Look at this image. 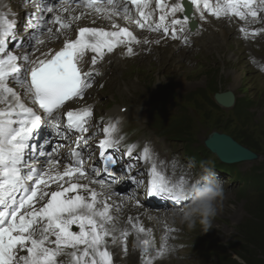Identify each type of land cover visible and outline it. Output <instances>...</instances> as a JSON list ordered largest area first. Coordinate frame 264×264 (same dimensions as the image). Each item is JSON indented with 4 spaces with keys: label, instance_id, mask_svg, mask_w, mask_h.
<instances>
[{
    "label": "snow or ice",
    "instance_id": "snow-or-ice-1",
    "mask_svg": "<svg viewBox=\"0 0 264 264\" xmlns=\"http://www.w3.org/2000/svg\"><path fill=\"white\" fill-rule=\"evenodd\" d=\"M22 6L33 9L25 13L22 31L0 15V264H114L109 245L123 239L127 253L129 235L117 223L124 202L113 201L121 197L114 185L126 179L139 187L143 182L133 173L140 159L150 169L149 194L174 205L186 202L185 186L199 181L167 179L148 163V146L143 157L139 149L126 150L129 160L122 164L121 137L113 135L119 121L92 132L94 108L68 110V103L84 100L107 54L124 48L132 57L133 45L150 43L119 20L189 46L190 33L201 31L208 16L236 18L249 25L239 29L242 36L255 39L264 35V0H24ZM189 9L197 14L191 26ZM86 17L93 24L98 18L109 22L111 30L80 26ZM256 24L261 27H250ZM55 41L60 48L38 47ZM42 128L51 129L55 143L47 137L37 143ZM100 134L105 138L90 144ZM93 147L100 163L85 167L97 155ZM127 224L137 233L147 231L136 217Z\"/></svg>",
    "mask_w": 264,
    "mask_h": 264
},
{
    "label": "rangeland",
    "instance_id": "rangeland-1",
    "mask_svg": "<svg viewBox=\"0 0 264 264\" xmlns=\"http://www.w3.org/2000/svg\"><path fill=\"white\" fill-rule=\"evenodd\" d=\"M202 38L201 51L189 55L190 62L196 61L195 66L189 65L188 62L186 63L188 66L183 70L170 69L164 64L170 57L166 56L164 63H160L158 54H148L144 56L145 60L140 58L128 66L123 65L118 72L115 71L116 73H113L115 75L106 81V86L101 90L99 97L103 102L110 100L109 103L126 105L160 100L162 103L175 106L173 109L175 112L183 110L187 112V119L182 127L185 128L182 137L186 140L195 141L205 147V141L213 133L229 135L240 144H247L258 156L257 163H264V79L248 67L233 38L227 40L224 49L219 46L225 39ZM263 49L264 44L259 51ZM195 50L194 48L193 52ZM261 55H264V51ZM181 76L185 77L186 86L178 84ZM236 76L240 77L239 81L236 80ZM159 79L163 81V91L156 92L154 89L155 86L158 87ZM126 85L131 89L128 92L124 91ZM228 91L235 93L236 108L243 110V116L238 117L233 110L221 107L217 110L210 105L216 93ZM203 94L207 100L202 97ZM178 146L182 156L184 151L180 144ZM257 163L253 165L244 163L239 166L240 171L245 175L255 174L253 170H257ZM229 171L233 173L231 169ZM235 177L238 178V175ZM222 181L225 195L219 205V214L213 220L212 229L204 233L200 225H197L194 230L189 231L181 224L185 240L186 238L190 240L182 241L186 245L185 260H177L175 255H169L164 263L157 264H216L218 258L230 256L231 259L243 264V260L238 258L233 250L234 247L239 250L236 246L245 245L248 241L251 244L257 243L249 235L247 227L249 220L256 221L255 210L263 203L261 197L264 194L255 191L249 197L240 196L238 186L229 184L228 176H223Z\"/></svg>",
    "mask_w": 264,
    "mask_h": 264
},
{
    "label": "clouds",
    "instance_id": "clouds-1",
    "mask_svg": "<svg viewBox=\"0 0 264 264\" xmlns=\"http://www.w3.org/2000/svg\"><path fill=\"white\" fill-rule=\"evenodd\" d=\"M223 185L224 182L214 171L205 167L198 183L185 186L182 199L186 200V203L183 207L170 211L171 219L185 225L189 231L200 225L204 233L209 232L225 195Z\"/></svg>",
    "mask_w": 264,
    "mask_h": 264
},
{
    "label": "bare ground",
    "instance_id": "bare-ground-1",
    "mask_svg": "<svg viewBox=\"0 0 264 264\" xmlns=\"http://www.w3.org/2000/svg\"><path fill=\"white\" fill-rule=\"evenodd\" d=\"M9 0H0V15H4L6 17H11L12 19L15 20V15L13 14L14 11L12 9H8L4 6L5 3H7ZM79 11V10H77ZM66 15V14H65ZM118 23L121 24V26H128L131 30V26L126 22V21H123V20H119ZM79 25L80 26H90V27H101V26H105L107 27L109 30H111V25L109 24V22L103 20V19H97V23L93 24L91 23L90 21V18L86 17L84 19H82L81 21H79ZM219 34L216 35V39L218 37H220L221 39H225L224 42L221 43V46H219L220 48L224 49L226 44H227V40L232 37V31L231 30H228L226 29V27H223V26H220L219 28ZM68 34L69 36H74L75 34L73 32H69L68 31ZM223 41V40H222ZM233 44V43H232ZM237 44V43H236ZM215 45V44H214ZM208 46V45H207ZM206 46V48H208ZM60 48L61 47V42L60 41H55V42H49V43H46L45 45H40L39 48L41 51H44L46 50L47 48ZM213 47V46H212ZM150 48H153V51L155 52V54H158L160 56L159 58V62L160 63H164L165 59H166V56L167 57H171L172 56V52H173V47H171V49H169L168 47H161V48H158V47H153V46H149L148 49ZM121 49V48H120ZM38 54V53H37ZM122 55H123V52L121 51H118L116 50L114 52V54L112 56H107L109 57V61L111 62L110 64V67H109V72H111L112 74L117 71V70H120L122 68ZM236 57V56H235ZM141 60H145V57L142 56L141 57ZM104 62H107V58L105 56ZM102 61V62H103ZM142 62V61H141ZM138 63V62H137ZM87 65V64H85ZM233 70V69H232ZM233 75L235 74V72L232 73ZM237 75V74H236ZM187 77V76H186ZM240 77L239 76H236V80L239 81ZM116 81V80H115ZM263 82V81H262ZM175 84V83H174ZM178 84H180L181 86H186V81H185V77L181 76L179 77L178 79ZM264 84V83H263ZM123 86V83H121V87ZM133 88V87H131ZM119 89V88H118ZM121 89V88H120ZM128 90H131L128 88V85H126V88L124 89V91H127ZM156 92L158 91H163V81L161 79L158 80V87L155 86V89H154ZM129 216H132V217H136L138 218V222L140 224H142L145 229L148 231V230H154L155 226L159 223V221L163 218L164 216V213H161V215H157V214H149L147 213L145 210H142V209H135L133 208L132 206H128L127 209L125 210L124 212V215L122 214L121 215V218L124 219L126 222H127V219ZM167 216H170L169 214ZM170 221H172L173 223H177L179 225H181V223H179L178 221H174L173 219H171V217H168ZM129 226V225H128ZM130 228V226H129ZM132 229V228H131ZM175 262V261H174ZM164 263V261H163ZM172 263V262H171Z\"/></svg>",
    "mask_w": 264,
    "mask_h": 264
},
{
    "label": "trees",
    "instance_id": "trees-1",
    "mask_svg": "<svg viewBox=\"0 0 264 264\" xmlns=\"http://www.w3.org/2000/svg\"><path fill=\"white\" fill-rule=\"evenodd\" d=\"M202 97L206 99V96L203 94ZM210 105L212 107H215L218 110V107L215 103L210 102ZM239 112H241L239 110ZM186 121L179 122L178 125L173 130L178 135H184L185 128H182L184 126ZM244 146L248 147L247 144H244ZM263 188V194H264V183L261 184ZM261 200L263 203H261L258 206V209L255 210L256 212V218L254 220L248 221V227L247 231L249 232V235L253 239L257 241V243L251 244L250 241L246 242L245 245L239 244L236 247H239V250H236L234 247V252L238 255V258H241L243 260V264H264V195H262ZM216 264H242L238 262L235 259L227 258V257H220L218 258V261Z\"/></svg>",
    "mask_w": 264,
    "mask_h": 264
},
{
    "label": "water",
    "instance_id": "water-1",
    "mask_svg": "<svg viewBox=\"0 0 264 264\" xmlns=\"http://www.w3.org/2000/svg\"><path fill=\"white\" fill-rule=\"evenodd\" d=\"M214 99L220 107L227 109L232 108L236 102V97L232 91L217 93ZM205 144L209 150L217 153L223 162L239 163L258 158L249 148L240 145L232 137L225 134L214 133Z\"/></svg>",
    "mask_w": 264,
    "mask_h": 264
}]
</instances>
